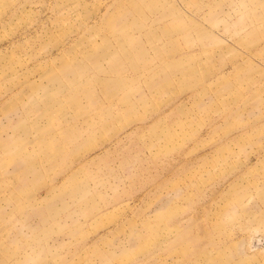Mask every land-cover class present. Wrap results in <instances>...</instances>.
Instances as JSON below:
<instances>
[{
	"label": "rangeland",
	"instance_id": "rangeland-1",
	"mask_svg": "<svg viewBox=\"0 0 264 264\" xmlns=\"http://www.w3.org/2000/svg\"><path fill=\"white\" fill-rule=\"evenodd\" d=\"M0 264H264V0H0Z\"/></svg>",
	"mask_w": 264,
	"mask_h": 264
}]
</instances>
